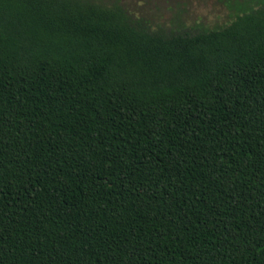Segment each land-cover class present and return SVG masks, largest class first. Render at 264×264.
Returning a JSON list of instances; mask_svg holds the SVG:
<instances>
[{"label": "trees", "instance_id": "trees-1", "mask_svg": "<svg viewBox=\"0 0 264 264\" xmlns=\"http://www.w3.org/2000/svg\"><path fill=\"white\" fill-rule=\"evenodd\" d=\"M234 6L0 0V264H264V0Z\"/></svg>", "mask_w": 264, "mask_h": 264}, {"label": "rangeland", "instance_id": "rangeland-1", "mask_svg": "<svg viewBox=\"0 0 264 264\" xmlns=\"http://www.w3.org/2000/svg\"><path fill=\"white\" fill-rule=\"evenodd\" d=\"M111 2L113 0H104ZM134 18L144 20L150 27H189L202 24L213 27L228 22L236 12L235 2L256 0H119Z\"/></svg>", "mask_w": 264, "mask_h": 264}]
</instances>
